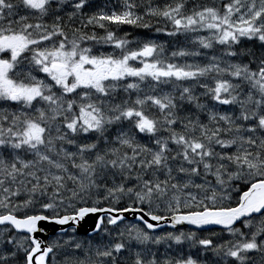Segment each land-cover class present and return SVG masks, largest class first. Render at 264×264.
<instances>
[{
	"label": "snow or ice",
	"instance_id": "snow-or-ice-1",
	"mask_svg": "<svg viewBox=\"0 0 264 264\" xmlns=\"http://www.w3.org/2000/svg\"><path fill=\"white\" fill-rule=\"evenodd\" d=\"M0 264H264V0H0Z\"/></svg>",
	"mask_w": 264,
	"mask_h": 264
}]
</instances>
